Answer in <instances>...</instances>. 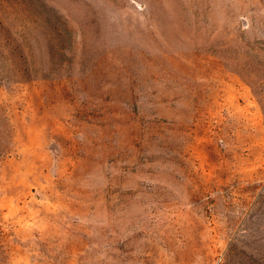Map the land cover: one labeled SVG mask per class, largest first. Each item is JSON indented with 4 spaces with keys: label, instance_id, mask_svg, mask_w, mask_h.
Masks as SVG:
<instances>
[{
    "label": "rangeland",
    "instance_id": "obj_1",
    "mask_svg": "<svg viewBox=\"0 0 264 264\" xmlns=\"http://www.w3.org/2000/svg\"><path fill=\"white\" fill-rule=\"evenodd\" d=\"M0 264H264V0H0Z\"/></svg>",
    "mask_w": 264,
    "mask_h": 264
}]
</instances>
